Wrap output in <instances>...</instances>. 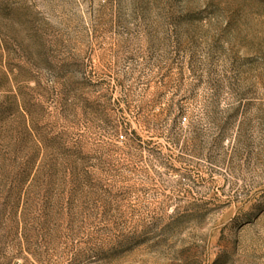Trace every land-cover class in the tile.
Listing matches in <instances>:
<instances>
[{
    "label": "rangeland",
    "instance_id": "rangeland-1",
    "mask_svg": "<svg viewBox=\"0 0 264 264\" xmlns=\"http://www.w3.org/2000/svg\"><path fill=\"white\" fill-rule=\"evenodd\" d=\"M0 264H264V0H0Z\"/></svg>",
    "mask_w": 264,
    "mask_h": 264
}]
</instances>
